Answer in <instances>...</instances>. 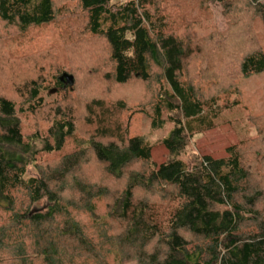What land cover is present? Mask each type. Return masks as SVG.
<instances>
[{
    "label": "trees",
    "instance_id": "1",
    "mask_svg": "<svg viewBox=\"0 0 264 264\" xmlns=\"http://www.w3.org/2000/svg\"><path fill=\"white\" fill-rule=\"evenodd\" d=\"M262 71L264 0H0V264H264V114L190 149Z\"/></svg>",
    "mask_w": 264,
    "mask_h": 264
},
{
    "label": "rangeland",
    "instance_id": "2",
    "mask_svg": "<svg viewBox=\"0 0 264 264\" xmlns=\"http://www.w3.org/2000/svg\"><path fill=\"white\" fill-rule=\"evenodd\" d=\"M221 25H223V23ZM77 55L80 56V54ZM188 74L190 79L193 80V69H189ZM221 84V87H223L224 91L231 88L232 86L238 87L240 90L238 96L241 98V102L234 109L223 112L219 119H217L216 128L206 131L203 134H198L190 146V149L199 152V155L207 163L214 176L216 175L219 167L223 165V162L220 159L225 155V148L231 144L237 143L241 138L254 136L256 134V126L249 121L251 115L264 114V71L253 73L244 77H239L233 84H228V82ZM93 85L91 87L89 85L86 89L89 96H101L102 93L105 94L110 92L108 91V87L107 89L106 87H104V89L102 88L103 84L97 87L96 85ZM131 86L132 88L136 87L134 93L140 94L142 92L137 98L145 95L147 91V89L144 87V84L139 82H133L130 87ZM149 86L147 97H149L151 91L154 89L153 85ZM113 95L117 97L128 96L126 90L116 91V93ZM50 98H52V96ZM232 98V94H225L222 98V101ZM134 101H138V99H135ZM147 110H149V108ZM169 128L170 126H166V128L162 130H151L150 119L144 112H137L132 118V135L142 136L145 140L151 142H155L166 136ZM164 151L165 150L163 148L156 147L154 149V155L156 157H162ZM186 160L190 161V159L187 157ZM29 173L33 174L34 171L30 168ZM161 173L164 177H166V179L175 180L181 176V166L176 165L174 167H166L161 171ZM114 263L137 264L136 261Z\"/></svg>",
    "mask_w": 264,
    "mask_h": 264
}]
</instances>
